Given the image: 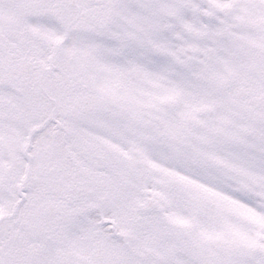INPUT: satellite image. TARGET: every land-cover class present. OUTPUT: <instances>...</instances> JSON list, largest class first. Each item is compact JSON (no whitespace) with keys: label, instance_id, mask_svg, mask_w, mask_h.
Here are the masks:
<instances>
[{"label":"snow or ice","instance_id":"snow-or-ice-1","mask_svg":"<svg viewBox=\"0 0 264 264\" xmlns=\"http://www.w3.org/2000/svg\"><path fill=\"white\" fill-rule=\"evenodd\" d=\"M0 264H264V0H0Z\"/></svg>","mask_w":264,"mask_h":264}]
</instances>
